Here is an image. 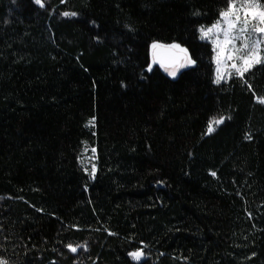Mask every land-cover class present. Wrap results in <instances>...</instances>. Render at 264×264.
Segmentation results:
<instances>
[{
	"label": "trees",
	"instance_id": "obj_1",
	"mask_svg": "<svg viewBox=\"0 0 264 264\" xmlns=\"http://www.w3.org/2000/svg\"><path fill=\"white\" fill-rule=\"evenodd\" d=\"M227 2L0 0V261L264 264V64L216 83L200 34Z\"/></svg>",
	"mask_w": 264,
	"mask_h": 264
},
{
	"label": "snow or ice",
	"instance_id": "obj_2",
	"mask_svg": "<svg viewBox=\"0 0 264 264\" xmlns=\"http://www.w3.org/2000/svg\"><path fill=\"white\" fill-rule=\"evenodd\" d=\"M36 3L41 7L44 6L43 0H36ZM63 15L74 16L76 13L64 12ZM219 17L211 27L200 29L201 39H209L214 46L217 65L216 83L231 79L233 76L243 80L245 74L254 66L264 64V3H261V0H228L226 8L220 12ZM152 48L153 62H158L173 77L180 67L185 66L182 60L191 63L186 56L187 50L180 49L179 45L153 44ZM174 49H179L181 53H185V56H178ZM224 120L225 117H220L210 121L207 132L211 134L215 131L213 125L219 126ZM90 123L94 125V118ZM95 171L93 165L92 178L95 177ZM212 175L215 173L213 172ZM67 247L73 253L80 248L86 249V245L69 244ZM130 255L138 262L145 257L143 248ZM0 264L6 262L0 261Z\"/></svg>",
	"mask_w": 264,
	"mask_h": 264
},
{
	"label": "rangeland",
	"instance_id": "obj_3",
	"mask_svg": "<svg viewBox=\"0 0 264 264\" xmlns=\"http://www.w3.org/2000/svg\"><path fill=\"white\" fill-rule=\"evenodd\" d=\"M200 34H201V32H200ZM222 38V37H221ZM203 41H206V42H208V43H210L211 45H212V47H213V51H214V46H213V44L210 42V40L209 39H202ZM152 52H153V49H152ZM191 63H188L187 65H190ZM214 65H215V78H217V71H216V69H217V65H216V62H215V52H214ZM168 72V71H167ZM180 71H177V74L179 73ZM169 73V72H168ZM229 79H227V80H222L220 83H223V82H227ZM94 158L91 156V157H88V164L90 165V167L92 168L93 167V165H94ZM96 166V165H95ZM143 260V259H142ZM142 260H140V261H142ZM136 261V260H135ZM139 261V262H140ZM138 262V261H137Z\"/></svg>",
	"mask_w": 264,
	"mask_h": 264
},
{
	"label": "water",
	"instance_id": "obj_4",
	"mask_svg": "<svg viewBox=\"0 0 264 264\" xmlns=\"http://www.w3.org/2000/svg\"><path fill=\"white\" fill-rule=\"evenodd\" d=\"M173 51H174L178 56H180V57H184V56H185V53H181V52L179 51V49H174ZM186 56H187V58L190 59L189 54H188L187 52H186ZM152 59H153V52H152ZM182 62L185 63V66H184V67H180L178 71H180V70H182L183 68H185V67L187 66V64H188L187 61H183V60H182ZM154 64H156V65H158V66L161 67V65H160L158 62H157V63H154ZM161 68H163V67H161ZM163 69H164V68H163Z\"/></svg>",
	"mask_w": 264,
	"mask_h": 264
}]
</instances>
